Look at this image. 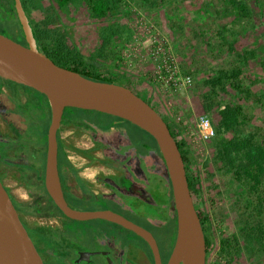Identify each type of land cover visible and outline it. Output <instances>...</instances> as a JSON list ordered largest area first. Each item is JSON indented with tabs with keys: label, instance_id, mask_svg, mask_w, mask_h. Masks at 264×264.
<instances>
[{
	"label": "flooded vegetation",
	"instance_id": "af4514ba",
	"mask_svg": "<svg viewBox=\"0 0 264 264\" xmlns=\"http://www.w3.org/2000/svg\"><path fill=\"white\" fill-rule=\"evenodd\" d=\"M14 34L24 42L21 33ZM107 50L98 51L100 55L93 59L97 65H103L98 63L100 56H114ZM116 57L119 61L120 56ZM107 69L111 79L138 94L168 125L182 157L193 205L205 227L199 205L206 191L196 168L195 150L164 111L163 102L154 97L147 80L138 85L115 63L108 64ZM47 101L44 94L26 85L0 78V181L44 264H155L151 245L133 230L102 217L69 218L50 198L45 161L52 115ZM35 108L39 110L36 117ZM143 133L107 115L74 107L64 109L55 131L59 193L68 209L84 214L113 211L144 228L155 241L160 264H166L176 241L173 185L162 154ZM9 173L23 181L21 201L13 198L4 183ZM160 233L169 238L160 240Z\"/></svg>",
	"mask_w": 264,
	"mask_h": 264
},
{
	"label": "rangeland",
	"instance_id": "374dc122",
	"mask_svg": "<svg viewBox=\"0 0 264 264\" xmlns=\"http://www.w3.org/2000/svg\"><path fill=\"white\" fill-rule=\"evenodd\" d=\"M242 2L247 14L236 16L230 0H115L114 9L97 20L89 16L84 0H71L64 7L56 0H25L28 19L38 31L47 33L66 50L89 59L88 68L98 76L112 78L107 65L115 63L138 85L147 80L155 91L154 97L163 102L164 111L180 126L182 137L197 154L196 168L206 191L199 205L205 219V236L211 242L205 264H264L263 243L251 248L239 240L238 254L232 248L222 253L219 250L221 237L238 234L245 213L242 187L224 171L220 161H212L215 142L233 135V131L218 128V124L227 107L237 103L249 116V124L241 132L264 136V0ZM6 25L14 33H21L15 18L11 17ZM221 30L224 38L219 36ZM105 36L110 38L105 49H117L120 60L116 55L111 59L100 56L98 63L103 65L99 66L93 59L97 53L100 55ZM229 44L234 52L252 49L255 53L238 79L242 88H249L253 95L246 100L228 81L225 91L210 93L214 104L207 110L201 101V95L209 92L203 80L235 65L236 55L227 49ZM170 56L178 76L190 77L189 86L179 88L165 75L162 65ZM35 110L32 115L36 117L39 110ZM199 115H206L215 128L216 135L208 141L193 139ZM34 129H39L38 125ZM142 136L150 141L145 133ZM8 176L5 185L13 198L21 201L23 181L15 174ZM165 237L169 238L160 233V240Z\"/></svg>",
	"mask_w": 264,
	"mask_h": 264
},
{
	"label": "water",
	"instance_id": "95a60500",
	"mask_svg": "<svg viewBox=\"0 0 264 264\" xmlns=\"http://www.w3.org/2000/svg\"><path fill=\"white\" fill-rule=\"evenodd\" d=\"M13 2L25 40L22 42L0 25V78L26 85L48 99L52 120L46 140L45 181L54 204L69 218L92 220L102 217L133 230L148 241L154 252V263L160 264L155 241L144 228L128 222L113 211L84 214L68 209L59 193L55 131L59 128L64 109L74 107L113 117L120 123L143 131L166 162L177 213L176 241L166 264H205L206 240L201 219L190 196L182 157L162 116L133 90L114 82L88 79L75 70L58 66L38 51L22 1ZM21 222L0 181V264H44Z\"/></svg>",
	"mask_w": 264,
	"mask_h": 264
},
{
	"label": "trees",
	"instance_id": "16d2710c",
	"mask_svg": "<svg viewBox=\"0 0 264 264\" xmlns=\"http://www.w3.org/2000/svg\"><path fill=\"white\" fill-rule=\"evenodd\" d=\"M24 10L27 14L25 0H21ZM60 7L66 6L71 0H56ZM87 7L89 16L93 19H100L105 17L115 7V0H84ZM231 6L234 8L235 15L247 14V7L243 4L242 0H230ZM13 17L16 24L19 26L22 33L20 24L18 23L14 13L13 0H0V25L8 31L14 32L7 27L6 23ZM28 17V15H27ZM6 22V23H5ZM5 23V24H4ZM35 33L36 47L41 46L43 54L51 58L58 66L65 69H72L88 79L95 81L114 82L110 77L98 76L94 70L89 69L87 63L82 55L74 50L64 52L66 48L62 47L59 43L52 39L47 33L38 31L33 28ZM223 30L219 36L223 37ZM110 42L109 37H103L101 41L100 51L103 52L105 46ZM227 49L234 52L232 46L229 44ZM112 55H117L118 50H110ZM235 65L232 68H222L211 78L203 80L204 85L209 89L201 96L202 106L209 110L214 104L210 98V93L216 90H226V83L229 81L230 85L238 92L244 95L248 100L252 97L253 93L249 88H242L239 82V76L242 74V68L255 57L254 51H236ZM49 106V103H48ZM50 108V107H49ZM218 128L223 131H233L227 139H221L220 142H215V153L213 155V163L221 162L223 169L226 173H230L233 179L242 187L244 191L243 210L245 219L239 227L238 234L231 233L228 236L221 237L219 241L220 253L224 252L226 248H232L233 252H239V240H243L247 246H257L264 244V136H260L255 132H248L247 134L241 132L242 129L249 124V116L245 113L242 106L234 103L227 107V111L222 115ZM149 139V138H148ZM154 145V142L149 139ZM242 202V201H240ZM203 220V218H202ZM202 223V230L206 240L207 253L210 247V239L205 236L206 229ZM261 239H263L261 241ZM231 260V257H229Z\"/></svg>",
	"mask_w": 264,
	"mask_h": 264
},
{
	"label": "built area",
	"instance_id": "2783aa9c",
	"mask_svg": "<svg viewBox=\"0 0 264 264\" xmlns=\"http://www.w3.org/2000/svg\"><path fill=\"white\" fill-rule=\"evenodd\" d=\"M162 65L165 71V75L168 78L173 79V84L177 85L179 88L186 87L190 85L189 76H178L179 71L174 59L170 56L168 60L164 61ZM216 135L214 126L212 125L211 120L206 115H199L197 124H196V134L193 135V139H198L200 141H208Z\"/></svg>",
	"mask_w": 264,
	"mask_h": 264
}]
</instances>
